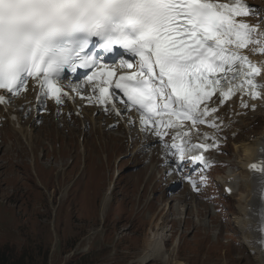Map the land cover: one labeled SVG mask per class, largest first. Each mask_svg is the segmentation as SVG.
Wrapping results in <instances>:
<instances>
[{
  "label": "snow or ice",
  "instance_id": "obj_1",
  "mask_svg": "<svg viewBox=\"0 0 264 264\" xmlns=\"http://www.w3.org/2000/svg\"><path fill=\"white\" fill-rule=\"evenodd\" d=\"M258 12L247 0H0V123L5 116L20 119L9 112L17 99L25 100L20 111L28 118L29 91L37 93V111L46 110L49 99L63 105L80 97L118 121L138 122L163 150L165 180L179 176L200 192L212 167L206 153L222 152L221 139L201 126L223 132L231 123L225 116L237 114L231 105L239 101L241 109L255 110L252 101L264 104V63L251 58L264 56V13L253 23ZM93 37L105 54L119 46L137 57L135 70L120 72L134 69L128 59L103 64L88 51ZM78 68L92 69L84 82L90 95L71 80L65 90V70ZM250 171L264 184V158ZM260 195L264 200V188ZM259 231L264 248V210Z\"/></svg>",
  "mask_w": 264,
  "mask_h": 264
},
{
  "label": "rangeland",
  "instance_id": "obj_2",
  "mask_svg": "<svg viewBox=\"0 0 264 264\" xmlns=\"http://www.w3.org/2000/svg\"><path fill=\"white\" fill-rule=\"evenodd\" d=\"M249 3L252 9L259 10L254 19L260 21L264 0H249ZM253 114L246 117L245 133L263 128V122ZM226 136L229 153L226 156L240 174L242 170L237 164L242 151L236 149L239 138H229L228 133ZM34 141L40 144L36 132ZM22 143L25 148L19 140L6 147L10 158L0 152V254L7 252L13 256L11 260L26 255V264H38L42 263L44 254H49L48 264H72V261L73 264H127L142 248L145 234L155 228L158 220L153 223V217L161 221L166 214L167 229L174 227L168 248L174 249L179 244L181 258L192 264L249 262V253L242 246L234 222L238 201L241 195H247L240 180L236 179L235 186L240 184L236 188L241 195L227 198L224 205L227 214L218 213V218L211 221L205 211L199 212V216L195 211L192 216L177 212L176 205L171 204L173 199L170 204L165 202L169 206L166 210L162 202H149L154 180L144 197L142 190L148 173L138 179L135 172L129 171L115 182L114 194L110 195L111 202L103 216L102 202L108 196L119 155L111 152L114 146L99 141L88 153L81 151L84 148L76 138L75 143H66L64 149L55 143V159L50 155L45 160L40 157V146L35 159L28 142L31 151ZM17 149L15 156L13 152ZM50 160L54 168L45 162ZM122 168L129 166L123 163ZM239 174H236L238 178Z\"/></svg>",
  "mask_w": 264,
  "mask_h": 264
},
{
  "label": "bare ground",
  "instance_id": "obj_3",
  "mask_svg": "<svg viewBox=\"0 0 264 264\" xmlns=\"http://www.w3.org/2000/svg\"><path fill=\"white\" fill-rule=\"evenodd\" d=\"M228 1L229 3H231L230 0ZM251 58L254 62H256L254 56H252ZM251 103H254L257 106L255 110H249L248 114L254 113L256 119H260L263 122V128H261L262 130L245 133L242 130L248 127V125L245 123L246 116L240 117L237 116V114L233 115L232 111H230L229 113L231 114V117L227 118V121L231 123L232 121H238V126H235V129H233L231 125L229 127L232 133L235 132L238 136L239 141L237 143V146H241L239 149L242 151V156L240 157L237 164L242 171L239 174V178L236 174L231 173V179L240 180L247 190V195H241V199L238 201L234 222L237 231L240 233L242 239V246L249 253L250 260L248 258L249 262L245 264H264V248H262L261 244L259 243L261 239V232L259 231L261 224L260 214L261 211L264 210V200L261 199V205L259 206V191L261 190V186L259 185V183L262 177L257 173H249L247 171V169L250 168L251 163L257 162L264 158V104H261L260 101H252ZM238 105L239 101H237L235 105H231V108L235 113H238V111H242V109ZM91 121L92 123H95L93 119H91ZM18 132L23 136V138L26 139L29 144V147L33 149V152L35 154L37 150L35 146L37 142L34 141L35 132L29 133L26 130H19ZM100 136L102 137L103 135ZM8 149L9 148H7L6 151H8ZM127 153L128 152H126L125 154ZM239 185L240 184L238 183L236 186ZM262 188H264V186ZM110 199V196H106L104 201L102 202L103 216L106 214ZM166 209H169L168 204H165V210ZM166 218L168 217H166L165 214V216L162 217L161 221L155 216L152 219L153 223L158 220V222L155 223V228H151V232L154 233L153 235L159 232L162 233L165 238L162 251L153 255H145L140 249V251L135 253L134 256L130 258L131 260L128 261L127 264H192L190 260L181 258V256L179 255V244L174 249L168 248L171 241L170 236L174 234V227H172L171 229L169 228L170 230L167 229V224L169 223L165 222ZM169 232L171 234H169ZM235 263L244 264L240 261ZM224 264L234 263H231V261L226 260Z\"/></svg>",
  "mask_w": 264,
  "mask_h": 264
},
{
  "label": "clouds",
  "instance_id": "obj_4",
  "mask_svg": "<svg viewBox=\"0 0 264 264\" xmlns=\"http://www.w3.org/2000/svg\"><path fill=\"white\" fill-rule=\"evenodd\" d=\"M240 147L241 146H237V150H239ZM164 240L165 238L162 233L158 232L155 235H153L152 233H146L141 251L145 255L157 254L162 251L164 246Z\"/></svg>",
  "mask_w": 264,
  "mask_h": 264
},
{
  "label": "trees",
  "instance_id": "obj_5",
  "mask_svg": "<svg viewBox=\"0 0 264 264\" xmlns=\"http://www.w3.org/2000/svg\"><path fill=\"white\" fill-rule=\"evenodd\" d=\"M6 248L9 250L8 247H6ZM22 255H24V253ZM78 256H76V257L78 258ZM12 257L13 256L8 255L7 252L0 254V264H26V262H25L26 255L22 256L21 259H18V260H11L10 258H12ZM48 258H49V254H44L42 263H38V264H48ZM73 263H74V261H72V264Z\"/></svg>",
  "mask_w": 264,
  "mask_h": 264
}]
</instances>
